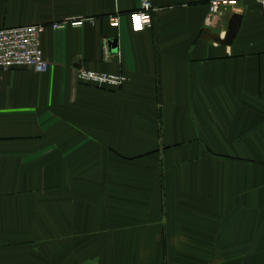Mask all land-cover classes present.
I'll return each mask as SVG.
<instances>
[{"label":"crops","instance_id":"1","mask_svg":"<svg viewBox=\"0 0 264 264\" xmlns=\"http://www.w3.org/2000/svg\"><path fill=\"white\" fill-rule=\"evenodd\" d=\"M209 2L153 0L135 33L139 0H0V29L93 19L0 72V264H264L263 16L206 26Z\"/></svg>","mask_w":264,"mask_h":264},{"label":"built area","instance_id":"2","mask_svg":"<svg viewBox=\"0 0 264 264\" xmlns=\"http://www.w3.org/2000/svg\"><path fill=\"white\" fill-rule=\"evenodd\" d=\"M259 5L264 22V0H253ZM237 0H210L206 26H212L214 21L227 8L235 7ZM155 11L153 0H139L137 10L129 15L130 27L133 32H142L152 26V13ZM112 27H118L117 16L108 17ZM93 23L92 18H66L51 24H33L28 26L0 29V72L27 69L34 73H44L48 63L43 57L40 46V36L46 29L59 30L68 27H81ZM106 52V51H105ZM77 80L83 85L100 89H118L126 82L123 75L79 69Z\"/></svg>","mask_w":264,"mask_h":264},{"label":"water","instance_id":"3","mask_svg":"<svg viewBox=\"0 0 264 264\" xmlns=\"http://www.w3.org/2000/svg\"><path fill=\"white\" fill-rule=\"evenodd\" d=\"M241 17L239 15H232L228 21L225 35L218 40L222 45H229L237 34ZM109 48L112 51H116V41L108 43Z\"/></svg>","mask_w":264,"mask_h":264}]
</instances>
